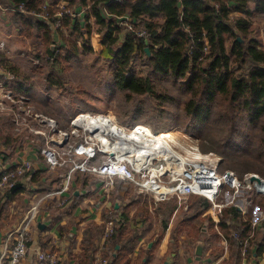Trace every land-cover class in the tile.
<instances>
[{"label": "crops", "instance_id": "obj_1", "mask_svg": "<svg viewBox=\"0 0 264 264\" xmlns=\"http://www.w3.org/2000/svg\"><path fill=\"white\" fill-rule=\"evenodd\" d=\"M9 7L10 0H0V104L6 107L0 109V171L24 160L32 162V169L18 181L24 184L17 188L22 190L0 219L1 243L26 212L38 204L27 253L19 264H39L38 253L43 250L56 252L60 264H93L99 255L107 257L109 264H227L231 249L219 226L218 215L230 205L237 206L244 216L252 212L250 235L259 230L264 232V223H252L264 207V203L263 207L258 203L264 197L245 193L231 199L223 197L225 188L218 198L224 205L216 213L212 202L201 195L188 196L184 201L176 197L156 201L152 194L139 192L130 181L116 178L113 184H108L91 171H73L69 188L59 192L69 166L49 168L40 150L50 130L35 113L56 117L45 111L49 106L44 107L33 98L41 88L44 92L56 86L48 83L50 69L43 64L45 58L36 56H31L32 60L38 58L35 62L40 59L42 63L35 64L33 69L39 71L41 83L36 86L30 83V67L28 70L22 63L19 53L30 56L27 49L30 39H38L43 55L44 42L22 32L16 12ZM51 25L58 27L54 22ZM56 120L61 129L70 128L61 127ZM103 157L98 154L89 164L96 165ZM245 196L251 202H246ZM209 201L211 207L205 210L204 203ZM111 216L116 227L107 236L106 222ZM200 242L203 251L198 257L196 248ZM251 250L253 255L249 258L243 251L241 264H264V253L257 254L256 245Z\"/></svg>", "mask_w": 264, "mask_h": 264}, {"label": "trees", "instance_id": "obj_2", "mask_svg": "<svg viewBox=\"0 0 264 264\" xmlns=\"http://www.w3.org/2000/svg\"><path fill=\"white\" fill-rule=\"evenodd\" d=\"M59 1L10 0L11 7L24 5L27 10L15 11L22 32L44 42L45 53L37 56L50 63L69 64L92 50L93 18L103 32L100 42L116 85L126 90L128 98L163 99L157 85L172 80L186 94L184 112L192 124L219 115L229 125L226 142L231 145L235 142L230 139L232 134H240L242 142H247L246 131L238 125L240 119H245L249 128L263 123L258 149L264 162V38L253 32L249 19L264 15V0H254L253 8L250 0H65L68 7L85 10L64 15L61 25L53 28V13L58 9L54 6ZM45 3L50 5L45 10L48 19L35 15ZM122 15H127L135 28L145 27L149 37L126 29L118 19ZM137 63L145 70L143 75L137 71ZM47 78L50 86L65 85L56 68ZM21 190L0 192V219ZM209 202L204 203L205 210L210 209ZM258 203L263 207L264 199ZM218 218L231 249L227 264H241L243 251L251 257L253 245L257 254L264 253V232L250 235L251 211L244 216L237 206L230 205L221 209Z\"/></svg>", "mask_w": 264, "mask_h": 264}, {"label": "built area", "instance_id": "obj_3", "mask_svg": "<svg viewBox=\"0 0 264 264\" xmlns=\"http://www.w3.org/2000/svg\"><path fill=\"white\" fill-rule=\"evenodd\" d=\"M52 6V5H51ZM47 3L42 5L43 10L35 12V15L48 19L45 12ZM53 13L54 25L59 26L64 15H76V8L67 6V2L61 1ZM14 11L27 12L24 5L18 8L9 7ZM120 23L126 25V29L134 31L137 35L148 38L149 32L145 27L135 28L127 15L118 16ZM3 43V42H1ZM6 108L0 104V109ZM30 110L33 108L30 107ZM40 122L46 123L50 135L41 147V154L50 169L69 166L63 176L59 192L69 188L72 173L75 170L91 171L113 184L116 178L132 182L139 192H147L154 196L156 201L169 200L176 197L185 200L191 195H201L212 202L213 212L224 205L218 201L223 189L228 187L232 191V199L248 193L264 197V177L257 172H245L242 178L232 169L220 170L221 157L212 152L202 151L197 143L181 140L172 131H154L145 124L121 125L113 114L107 112L83 111L70 120L69 129H61L56 118L36 112ZM85 115H91V121ZM88 121V122H87ZM146 127L152 132L140 134V139L154 138L160 132L164 135L168 145L154 138L155 147L160 148L169 155V163L163 167L158 157H152L150 153L139 159V163L131 160L135 146L133 137L139 127ZM126 133V134H125ZM155 134V136H154ZM149 135V136H148ZM104 139L109 142L106 144ZM159 140V141H157ZM179 140V142L177 141ZM98 154L104 155L96 165L89 164V160ZM32 169V162L24 160L14 167L0 171V192H5L17 183ZM252 175L259 176L261 181L251 179ZM246 202H251L249 197H244ZM38 204L32 206L20 220L18 226L10 232L1 243L2 256L0 264H19L27 253V245L31 240L32 229L35 222V213ZM254 225L264 223V207L259 217L252 220ZM105 234L111 235L116 227L114 217L106 222ZM14 239V242H12ZM39 264H60V258L56 252L43 250L38 253ZM93 264H109L107 257L97 256ZM251 264V263H247Z\"/></svg>", "mask_w": 264, "mask_h": 264}, {"label": "rangeland", "instance_id": "obj_4", "mask_svg": "<svg viewBox=\"0 0 264 264\" xmlns=\"http://www.w3.org/2000/svg\"><path fill=\"white\" fill-rule=\"evenodd\" d=\"M254 5V0H250L249 6L253 8ZM74 8L79 12L80 8L78 10L76 6ZM239 14L236 12V15ZM234 15L235 13H232L231 16ZM249 19L252 22L253 32L264 38V15L255 14ZM102 33L100 26L92 18L90 39L92 50L82 53L81 56L71 60L69 64L50 63L44 60L43 64H47L50 70L56 68L63 75L65 85L61 89L53 87L50 91L44 92L41 88L39 94L33 98L34 101L40 102V105L49 106L45 111L54 115L61 127L69 128L70 119L80 112L79 110L107 112L113 114L121 125L145 124L154 131H172L181 140L186 139L188 142L197 143L202 151H212L221 157L220 170L232 169L241 178L245 172L249 171L257 172L264 177V162L259 157L260 148L258 149L263 136V123L249 128L246 120L240 119L238 125H241V128L246 131L244 136H246L247 142H242L240 134H232L230 139L235 142L231 145L226 142L229 125L219 115H213L210 120L204 123L192 124L193 120L184 112L186 94L172 80L157 85L160 92L164 93L165 98L163 99L153 96L128 98L126 90L116 85L110 60L103 53V44L100 42ZM32 41L30 39V47L27 48L30 51V56L23 57L22 52L19 54L23 59L22 63L28 70L30 67L29 71L32 75L30 83L36 86L38 82L41 83L38 80L40 73L35 68L33 69V66L42 63L40 60L42 58L37 56V53L42 54L44 51H42L43 46L38 39ZM31 56L39 57V63H36L38 58L32 60ZM136 69L141 75L145 73L138 63ZM149 131L148 128L142 126L137 129L139 133H149L150 135L152 132ZM165 133L160 132L158 135ZM126 135L131 139L140 140V135L134 134L133 137L128 133ZM145 137L146 135L143 139ZM223 193V197L230 196L232 199V193L227 187ZM209 224L211 225L210 222ZM209 224L208 228H210Z\"/></svg>", "mask_w": 264, "mask_h": 264}, {"label": "bare ground", "instance_id": "obj_5", "mask_svg": "<svg viewBox=\"0 0 264 264\" xmlns=\"http://www.w3.org/2000/svg\"><path fill=\"white\" fill-rule=\"evenodd\" d=\"M83 117H86L87 120L91 121V117L92 116L91 115H85ZM134 134L140 135L142 133H139V132L136 131V133H134ZM161 135H156V137L158 139H160V141L159 140H157V141L162 142V143L166 144V146H167L168 145L167 140L165 139V137H163ZM159 136H161V137H159ZM154 138H146V139H140V140H134L133 141L134 142V146H135V150H134L133 156L131 158L133 163H139V159H143L144 156L147 155L145 153H150L152 157H154V156L158 157V159L160 160L159 161L160 164L163 163V167L168 165V163H169V155L167 153L162 152L161 143L159 144V146H160L159 149H157L155 147L156 144H155ZM104 142L106 144L109 143L107 141V139H104ZM178 142H179V140H178ZM141 150H143V152H141Z\"/></svg>", "mask_w": 264, "mask_h": 264}, {"label": "water", "instance_id": "obj_6", "mask_svg": "<svg viewBox=\"0 0 264 264\" xmlns=\"http://www.w3.org/2000/svg\"><path fill=\"white\" fill-rule=\"evenodd\" d=\"M238 38L241 39L240 37H238ZM52 46H54V45H52ZM146 51L149 52L148 47H146ZM251 179H256L257 181H261V178L259 176H256V175H252ZM23 185L24 184L22 182H17L11 187V191L16 190L18 187H21ZM202 251H203V243L200 242V243H198L197 248H196V254L198 255V257L202 254ZM2 252H3V250H2V246H1V240H0V260H1Z\"/></svg>", "mask_w": 264, "mask_h": 264}]
</instances>
